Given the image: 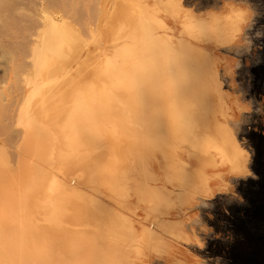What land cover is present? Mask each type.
Here are the masks:
<instances>
[{
    "label": "bare ground",
    "instance_id": "6f19581e",
    "mask_svg": "<svg viewBox=\"0 0 264 264\" xmlns=\"http://www.w3.org/2000/svg\"><path fill=\"white\" fill-rule=\"evenodd\" d=\"M247 19L240 10L210 15L173 39L162 32L163 21L139 17L131 24L136 44L132 50L98 62L90 82L79 91L61 89L57 83L61 78V86L73 84L67 66L75 63L84 42L70 24H46L28 48L30 64H21L28 68L31 89L17 115L21 139L16 166L0 147V264H135L142 250L151 247V233L137 235L129 217L95 197L75 193L57 179L55 168L85 167L96 188L121 199L135 193L166 215L189 206L198 195H210L221 167L233 177L248 175V152L227 123L230 107L217 61L209 52L215 50L213 45L222 50L237 45ZM182 36L193 37L195 44L184 43ZM4 47L1 60H12V50L8 53ZM21 65L15 73L25 70ZM46 84L56 87L47 90ZM184 146L198 161L194 168L178 155ZM158 154L167 161L166 182L181 189L175 201L158 187L147 186L155 178L149 168ZM135 166L142 186L131 184L129 174ZM36 196L45 223L41 228L35 226L31 212ZM58 222L64 225L59 231L54 230ZM181 223L162 225L178 228ZM81 225L91 230H77ZM157 237L159 242L149 249L167 253L165 240Z\"/></svg>",
    "mask_w": 264,
    "mask_h": 264
},
{
    "label": "rangeland",
    "instance_id": "374dc122",
    "mask_svg": "<svg viewBox=\"0 0 264 264\" xmlns=\"http://www.w3.org/2000/svg\"><path fill=\"white\" fill-rule=\"evenodd\" d=\"M3 2L5 5L3 3L0 10V49L5 46L4 49L7 48L8 53L13 51L10 54L14 57H12L13 61L8 57H3L6 60H1L2 54H0V97L4 99L2 102L0 99V110L4 111L0 121V133L4 132L0 134V147L4 148L13 167L18 162L21 139L17 115L26 98L25 95L31 89L27 80L28 68L26 70L23 66L30 64L29 50L36 43L40 31L46 24L50 22L60 25L70 24L79 32L84 42L82 50L77 53L75 63L71 62V68L70 65L67 66L68 78H71L73 84L70 87L61 86L63 83L61 78L57 83L61 89L79 91L90 82L92 70L98 62L108 60L112 53L125 55L132 50L136 44L131 24L139 17H152L163 21L165 26L162 32L176 39L186 26L206 19L210 15L226 14L236 10L247 15L243 34L237 45L224 50L213 45L211 49L216 51L209 50V52L217 61L219 79L223 82L222 89L230 107L227 123L241 148L248 152V175L233 177L221 167L220 178H217V183L211 185L210 195H198L195 198L197 201L194 199L189 206L175 208L166 215L165 211L154 205V202L149 200L145 202L135 193L121 199L109 190L96 188L89 182L85 167L74 164L75 166L67 171L55 168L53 172L61 183L75 193L95 197L125 214L133 222L137 235L144 231L149 232V235L154 234L155 238L151 235L152 240L148 239L150 240L148 245L151 244L150 249L159 242L157 236L165 240L167 253H154L149 248L143 249L134 260L135 264H264V0H9V2L4 0ZM182 40L187 44H195L193 37L190 36H182ZM10 61L13 63H9ZM19 64H22L21 69L25 70H18L17 74L14 69ZM227 68H230L231 72L227 71ZM52 86L53 84H46L43 88L48 90L56 87V85ZM1 105L5 107L4 110ZM4 129L6 133L8 129L7 134ZM181 150L178 151L180 159L188 163L189 169L194 168L198 163L197 159L190 156L188 147L184 146ZM166 162L164 156L159 154L156 156L149 168L150 175L152 174V177L154 175L155 178H152L147 186L150 190L158 187L157 189L161 190L164 196L175 201L181 189L177 184L166 182L168 181L166 175L164 176ZM139 174L140 170L135 166L129 174L131 184L136 182L143 185L144 181ZM207 174L211 175L212 171L208 170ZM156 178L157 181L154 180ZM221 183L225 188L220 185ZM141 190L143 193L146 192L144 188ZM39 200L38 196L33 199L31 212L35 226L41 228L45 223L42 211L38 207ZM151 208H156L157 212L154 209L150 210ZM175 220L182 222L181 227L163 226ZM62 226L64 227L62 222H58L54 230L59 231ZM68 228L75 229L73 226ZM77 230L91 229L87 225L85 227L81 225Z\"/></svg>",
    "mask_w": 264,
    "mask_h": 264
}]
</instances>
